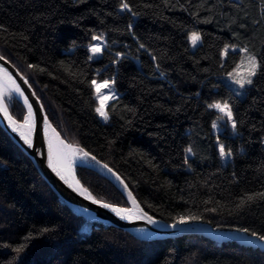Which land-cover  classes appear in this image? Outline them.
Here are the masks:
<instances>
[{
	"label": "trees",
	"instance_id": "trees-1",
	"mask_svg": "<svg viewBox=\"0 0 264 264\" xmlns=\"http://www.w3.org/2000/svg\"><path fill=\"white\" fill-rule=\"evenodd\" d=\"M227 44L259 60L243 96L223 79L242 56L223 57ZM0 53L61 134L118 171L149 212L264 235V0H0ZM93 79L113 82L102 90L115 96L107 119L95 111ZM215 100L230 103L238 128L218 132L227 164L212 130L218 117L227 124L208 107ZM7 103L24 118L15 95ZM76 170L96 197L129 205L99 170ZM0 264H264V250L202 234L145 240L79 215L0 124Z\"/></svg>",
	"mask_w": 264,
	"mask_h": 264
},
{
	"label": "water",
	"instance_id": "water-1",
	"mask_svg": "<svg viewBox=\"0 0 264 264\" xmlns=\"http://www.w3.org/2000/svg\"><path fill=\"white\" fill-rule=\"evenodd\" d=\"M0 57H3V59L0 60V70L6 69L11 75H13L23 90L24 95L28 97V104H31L32 106L33 127L29 136L32 140V144L29 145L21 135V132H24L21 123L24 121H22L23 119L17 118L11 112L7 101L5 104L4 102L0 103V124L12 139L24 150V152L31 157L39 173L50 184L59 198L74 212L91 220H97L109 225L121 227L145 240L175 237L183 234H202L218 242L235 241L253 248L264 250V241L259 239V236L261 235L257 234V236H253L252 232L241 231V228L218 227L208 221L199 219H185L188 222L181 224L179 223V220L170 221L149 212L142 205L127 181L118 171L103 160L99 159L96 155L89 152L82 145L68 140L61 134L59 129L53 124L48 116L43 101L37 94L29 78L8 57L2 53H0ZM25 79L27 80V83H24ZM16 96L25 105L27 113V110L29 109L28 104L24 103V98L22 96L19 94H16ZM5 107L7 109V114H5L4 111ZM24 117H26V114ZM45 117H47V120H45ZM48 126L54 127L67 142L75 144L85 152L89 153V160L78 161L76 166L80 164L88 165L106 175L123 191L129 201V205L111 203L96 197L86 186L83 185L78 177L77 170L76 174L79 183L70 180L62 171L54 151V166L50 165ZM18 128L19 131L17 130ZM91 157H95V160L91 159ZM95 161L107 165L108 168L116 173L119 180L111 176L108 172L102 170L99 167V164H96ZM84 189H87V192L81 195V192ZM129 193H131V196H129ZM89 194H91L94 200H99L101 203L97 204L94 200H90L88 198ZM133 200H135V204H133ZM103 204H110L122 209H130L131 213L117 215L110 208L103 207ZM144 213H146L147 216H144L142 219L136 218L137 216H143ZM126 216L129 218H125ZM148 217H151L155 222H149ZM173 224L176 226L172 227Z\"/></svg>",
	"mask_w": 264,
	"mask_h": 264
},
{
	"label": "snow or ice",
	"instance_id": "snow-or-ice-1",
	"mask_svg": "<svg viewBox=\"0 0 264 264\" xmlns=\"http://www.w3.org/2000/svg\"><path fill=\"white\" fill-rule=\"evenodd\" d=\"M128 7L129 6H128L127 3L121 4V8H123V9H128ZM93 39L97 40V39H101V38L100 37H93ZM190 39H191L193 45H195L196 42L198 40H200V35L198 33H196V32H193L191 34ZM141 47H143V45H141ZM227 47L228 46H226L225 51H227ZM90 50L93 53V55H96V54H99L101 52V47L99 45H91L90 46ZM242 51L246 52L247 50L246 49H242ZM2 59H3V57H0V60H2ZM89 59H92V57L90 56ZM248 60H249V65H248V71H247V76L246 77H239L235 72L228 73V75L230 77H232L234 82L236 84H238L240 86V88H244L245 85H251L253 83L252 77H254L256 75V71H257L258 65L256 63L255 57L251 56V57L248 58ZM29 67H34V66L30 65ZM3 71H4V74L7 77V79L9 81H11L12 84L15 85V87L13 89H11L10 91H14V92L18 93L20 96H22L24 98V103L28 104V97L24 95V92L20 88V86L18 84H15V81L12 80L11 75L7 73L6 69H4ZM24 83H27L26 79L24 80ZM91 84H92V86L95 89L96 98L99 101V106L95 109V111L100 116L104 117V119H107L108 118V113L104 110L105 109V105L107 104V100L108 99H115V96L111 95V96L105 97V93L102 90L103 89H107L109 93L113 92L114 91L113 88H112L113 82L109 81V80H103L102 82L97 83V81L95 79H93L91 81ZM3 100H4V95H3V93H0V103H2ZM208 107L209 108L218 109L221 113H223L225 116H227L229 120L232 121L233 129L236 128V121L233 119L232 110H231V107H230V105L228 104L227 101H225L223 103H220V102L212 103V104H209ZM28 108H29V116H26L24 118V120H25V125H27V132L30 133L31 130H32V125H31V122H30V116H31V111H32L31 104H28ZM4 111H5V114H7L6 107H5ZM220 118L221 117H218V119H220ZM45 120H47V117H45ZM215 127H217L216 121L213 122V128H215ZM17 130L19 131V128ZM21 135L24 137L25 141L29 145L32 144V140L29 138L28 134H26L24 132H21ZM57 142L60 145H63V147L71 149V145H65L62 140H59L58 134H57ZM73 152H75V150H73ZM186 152L191 153L192 152V148L191 147L187 148ZM219 152H220L221 157L230 156L232 154L230 149L227 152L225 151V146L223 144H220ZM89 155H90L89 153L84 152L83 155L80 158L81 159L88 158ZM91 159L95 160V157H91ZM49 164L54 166L53 146H52V142L51 141H49ZM69 166H70V164H69ZM104 167L107 168V165H104ZM85 192H87V189H84L81 192V195H83ZM261 195H264V194H261ZM129 196H131V193H129ZM88 198L90 200H94V198L91 196V194L88 195ZM249 199H251V197H249ZM94 202L97 203V204L101 203V201H99V200H94ZM133 204H135V200H133ZM103 207L110 208L117 215H121L122 213H129V214L131 213L130 209L117 208V207H115L113 205H110V204H103ZM144 216H147V214L144 213L143 216H137L136 218L142 219V218H144ZM125 218H129V217L126 216ZM148 219H149V222H153V223L155 222L151 217H148ZM190 219L195 220V219H198V217L193 216ZM187 222L188 221H186L183 217H181L180 220H179V223H181V224H184V223H187ZM175 226H176L175 224L172 225V227H175ZM241 231L247 232L248 229H242ZM252 235L253 236H257V233L253 232ZM259 239L261 241H264V235L259 236ZM19 250L20 249H17V251H19Z\"/></svg>",
	"mask_w": 264,
	"mask_h": 264
},
{
	"label": "bare ground",
	"instance_id": "bare-ground-1",
	"mask_svg": "<svg viewBox=\"0 0 264 264\" xmlns=\"http://www.w3.org/2000/svg\"><path fill=\"white\" fill-rule=\"evenodd\" d=\"M7 73L10 74L8 71H7ZM11 78H12V80L15 81V84L19 85V83L17 82V80H15L13 75H11ZM14 87H15V85L12 84L11 81H9L7 79V77L4 74V71L0 70V93H3V95H4V100H3L4 104L7 101V98H6L7 94L10 93V95H15V96H16V94H18V93L14 92V91H10ZM26 116H29V109L27 110ZM24 118L22 120L24 122L21 123V126H23L22 129L24 130V132L30 136L31 132L30 133L27 132V125H25ZM30 122H31V125L33 127L32 111H31V116H30ZM57 134L59 136V140H62L65 145H71V149L65 148V147H63V145H60L57 142ZM48 136H49V140L52 142L53 151H54V153L56 155L57 161H58L62 171L65 173V175L70 180H72L73 182L77 183L79 180H78V177H77V174H76V169H75L76 163L78 161L89 160V157L81 159L80 157L83 155V153L85 151L82 150L79 146H77L75 144H71V143L67 142L66 140H64L63 137L58 133V131L52 126H48ZM73 150H75V152H73ZM95 162H96V164H99V167L102 170L108 172L111 176H113V177H115L116 179L119 180V177L116 175V173L114 171H112L108 167L105 168L104 164L101 163V162H98V161H95ZM69 164H70V166H69Z\"/></svg>",
	"mask_w": 264,
	"mask_h": 264
},
{
	"label": "rangeland",
	"instance_id": "rangeland-1",
	"mask_svg": "<svg viewBox=\"0 0 264 264\" xmlns=\"http://www.w3.org/2000/svg\"><path fill=\"white\" fill-rule=\"evenodd\" d=\"M193 32H196V33H198L200 35V40H198L195 45H193V43H192V41L190 39L191 34ZM188 38H189L190 45H191L192 48H196V46L202 41V37H201L200 32L194 31V30L189 32ZM226 46H228L227 47V51H225ZM226 46L224 47V49L222 51V56L223 57H226V55L228 53V50H230V49H232V50H234V49H240L241 51H242V49H246L247 50L246 52L245 51H242V56H241L240 60L238 61V63L230 71H228L223 76V79L234 89V91L237 94L243 96L245 94V87H246V85H245L244 88H240V86L234 82V80L232 79V77H230L228 75V73L235 72L239 77H246L247 76V71H248V65H249L248 58L251 57V56H254L255 59H256V63L258 65V67H259V60H258L256 54L247 45H244V44H227ZM258 67H257V71H258ZM257 71H256V73H257ZM252 79H253V77H252ZM8 96H10V93L7 94L6 98H8ZM216 102L223 103L225 101L224 100H215L212 103H216ZM228 104L230 105L229 102H228ZM230 107H231V105H230ZM231 110H232V107H231ZM232 115H233V119L235 120V117H234V114H233V110H232ZM224 117L227 119V124L226 125H223L221 123L220 119L216 118V119H214V121H216L217 127L213 128V122L214 121L212 122V130L215 132V134H217L216 140H217L218 147L220 146V144H223L219 140L218 132L223 131L226 126H229V127H231L233 129V127H232V121L229 120L227 116L224 115ZM233 130H234V132H238L237 125H236V128L233 129ZM263 141H264V136H263ZM225 151L227 152L228 150L225 148ZM219 158H220L221 162L224 163V164H227L228 162L233 161L232 154L230 156L221 157L220 152H219Z\"/></svg>",
	"mask_w": 264,
	"mask_h": 264
}]
</instances>
